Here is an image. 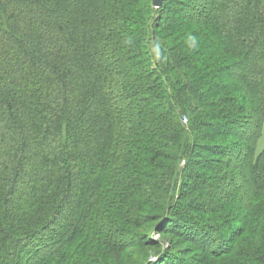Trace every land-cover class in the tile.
<instances>
[{"label":"trees","instance_id":"obj_1","mask_svg":"<svg viewBox=\"0 0 264 264\" xmlns=\"http://www.w3.org/2000/svg\"><path fill=\"white\" fill-rule=\"evenodd\" d=\"M263 134L264 0H0V264H264Z\"/></svg>","mask_w":264,"mask_h":264},{"label":"rangeland","instance_id":"obj_2","mask_svg":"<svg viewBox=\"0 0 264 264\" xmlns=\"http://www.w3.org/2000/svg\"><path fill=\"white\" fill-rule=\"evenodd\" d=\"M185 122V121H184ZM264 148V134L261 137L259 143H258V151H261ZM151 225V226H150ZM156 223L144 225L141 228H138L136 226H131V230L135 232H146L150 227L155 226ZM153 238L156 241H161L160 244H158L159 248H150V247H140V246H134L128 248V250L123 253H115L114 258H112L109 262H106V264H149L153 263L159 255L160 248L162 249H168L173 248L175 252L180 254L181 256H192L194 257L196 254L190 251V246H188L186 243L182 242L179 238L175 237L172 234H161L160 232L154 231L153 232ZM249 235H246L245 237H248ZM244 237V238H245ZM148 252V254H147ZM158 254H157V253ZM161 253V252H160ZM156 256V257H155ZM197 257V256H196ZM213 262L210 264H253L250 262L245 261H237L234 259V256L231 260V257L227 260L219 259V260H212Z\"/></svg>","mask_w":264,"mask_h":264},{"label":"water","instance_id":"obj_3","mask_svg":"<svg viewBox=\"0 0 264 264\" xmlns=\"http://www.w3.org/2000/svg\"><path fill=\"white\" fill-rule=\"evenodd\" d=\"M163 4V0H153V5L156 8H159L160 6H162Z\"/></svg>","mask_w":264,"mask_h":264}]
</instances>
